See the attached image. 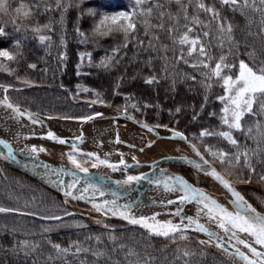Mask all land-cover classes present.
<instances>
[{
  "label": "trees",
  "instance_id": "trees-1",
  "mask_svg": "<svg viewBox=\"0 0 264 264\" xmlns=\"http://www.w3.org/2000/svg\"><path fill=\"white\" fill-rule=\"evenodd\" d=\"M154 2L149 0L141 7L146 10ZM159 2L164 3L165 8L173 14L177 13L178 5L175 3L167 4L165 0ZM202 2L219 10L225 27L229 22L232 24L231 35L234 42H239L238 49L230 45L229 34L221 33L217 21L212 20L210 14L198 11L197 0H192L188 5V15L198 16L203 23L197 25L190 20L186 21L180 12L179 25L188 24L193 28L190 37L200 34L201 43L213 57L209 67L214 66L221 55L227 57L228 63L244 60L253 66L264 61L261 13L249 7L245 9L246 18L239 11L220 5L218 0ZM20 3L33 9L30 17L23 16L28 8L22 9L19 14L15 13ZM35 3L36 0H9L11 15L0 13V26L4 28V34L0 35V50L19 53L15 61L0 57V64L5 65L9 71L14 69L11 74L0 70V84L9 87L8 96L12 100L33 111L59 117L88 116L96 112L97 105L110 106L149 124L167 125L169 129L183 132L232 181L241 183L239 188L242 193L257 209L264 212V181L260 179L264 176V117L246 114L241 124L245 129L251 127L252 132L232 133L239 142L240 151L245 148L249 150L255 172H250L245 166L243 156L239 164L233 160L232 166L214 159L206 149L222 150L230 154L235 153L236 149L216 136L197 138L203 129L223 131L227 130V126L221 123L224 104L218 99L225 95V91L215 79L208 80L201 75L207 69L202 66L199 70L190 67V64L198 63L196 53L188 57V49L185 47L184 58L188 63H184L179 59L180 46L173 45L167 32L152 28L150 35L145 36L140 24L137 25L138 39L145 41L144 47L137 46L136 41L123 47L122 33L107 36L96 33L97 26L102 32L106 30V25L100 24L104 14L111 16L131 10L134 0H67V3L61 0L63 10L56 7V0H40L38 11L33 8ZM256 3L264 7L259 5V0ZM48 5L52 6L51 10L45 11ZM89 9L96 15L89 14ZM157 17L158 10L153 8L152 16L143 19H149L155 25L159 22ZM46 23H51V31H32L34 27ZM164 23L165 28H168L175 25L176 21L165 17ZM77 29L84 33L83 37ZM205 31L209 33L207 37L203 36ZM151 33L160 37L159 41H152L156 45L155 51L145 50ZM38 35H49L51 41L41 43L36 39ZM17 41L20 42L18 49L14 47ZM161 45H168L167 51ZM80 53H85L83 60L80 59ZM106 57L111 58L110 66L98 67ZM30 64L36 67L30 68ZM235 72L234 69L233 74ZM153 76L158 82L147 84L145 81ZM25 80L29 83L26 84ZM209 83L211 88L206 90L203 84ZM84 88L89 91H83ZM97 93H100L99 98ZM132 105H136V109ZM176 108L181 111L177 113ZM256 110L254 104L253 111ZM257 122L260 124L259 129ZM257 149L258 155H251ZM86 159L87 164L93 162L88 157ZM177 168L194 177L188 167L178 165ZM0 206L19 209V212L0 213V264H33L34 261L36 264H137V261L138 264H144L145 260H149L150 264H234L217 250L198 243L199 240L189 233H186L188 239L172 242L164 237L150 235L136 226H123L122 222L107 217H102L100 223L89 221L83 215L73 213L62 195L3 163H0ZM28 212L38 215L21 214ZM65 212L73 215L65 216L63 222L40 218L50 214L64 216ZM43 227L52 230L45 233ZM113 236L115 241L110 239ZM23 241L35 242L39 248L25 256L20 251ZM77 243L87 251L76 252L73 245ZM51 244H59L70 251L58 255ZM129 250L138 253V256H129ZM185 250L194 255L184 256ZM49 256L51 260H48Z\"/></svg>",
  "mask_w": 264,
  "mask_h": 264
},
{
  "label": "snow or ice",
  "instance_id": "snow-or-ice-1",
  "mask_svg": "<svg viewBox=\"0 0 264 264\" xmlns=\"http://www.w3.org/2000/svg\"><path fill=\"white\" fill-rule=\"evenodd\" d=\"M149 0H134V7L131 10H126L123 12H119L115 15H107L104 14L100 21L101 25H106L105 31H100V27L97 26L96 33L100 36H107L112 33H122L123 34V47H127L128 44L132 41H136L137 46L144 47L145 41L138 39L139 33L137 31V25L140 24L143 28V35H150V29L157 28L160 31L167 32L168 38L171 39L173 45L180 46L181 53L179 59L183 60L184 63H188V60L184 58V48L187 47V56L192 57L193 53H196V59L198 63L190 64V67L199 70L200 66L207 69V72H201V75L206 77L208 80L215 79L217 83L221 84V87L225 91L224 96H219L218 99L223 102L225 99L228 100V104L224 105L222 108L223 115L220 116V120L222 125L227 126V130L223 131H210L208 129H203L199 133V137L203 138L208 136H216L222 138L229 145L236 149L235 153H228L222 150L212 151L211 149H206L209 151L211 156L218 160L220 163H227L229 166H232L233 160L235 164H239L241 156L244 157L245 166L249 169L250 172H255V169L251 164V156L249 154V150L245 148L242 152L240 151L239 142L233 136V131L250 134L252 132V128L248 127L245 129L241 121L245 117L246 114H250L252 116H260L264 117V61H261L259 65L250 66L244 60H239L238 63H228L227 57L225 55H221L218 61L214 64V66L209 67V61L213 59L211 55L206 51L205 45L201 43L200 34L197 33L195 36L190 37L189 33L193 32V28L188 24H184L183 26L179 25V15L180 12L183 13L184 20L199 25L203 23L199 20L198 16L188 15V5L192 3V0H187L185 3L184 0H165L167 4L175 3L178 5V11L176 14H173L170 10L165 8L164 3H160L159 0H155L151 7H148L146 10L141 7L142 5L148 3ZM40 0H36V3L33 5L37 11L39 10ZM67 3V0H65ZM218 3L222 6H228L232 11H239L241 15H244L247 18V13L245 9L251 8L253 11L261 13V31L264 32V7L257 6L256 0H218ZM259 5L264 6V0H259ZM51 5L45 7V11L51 10ZM56 7L61 8L63 10V5L61 0H56ZM28 8V5L25 3H20L19 7L15 8V13H21L22 9ZM153 8L158 10V23L153 25L149 19H143V17H151ZM196 8L198 11H203L211 15L212 20L217 21L218 30L223 33L227 32L228 42L230 45L236 47L238 49L239 42H234V38L231 35L233 32V26L229 22L225 27L224 23L221 22L220 12L214 6L206 5L202 2V0H197ZM32 8H28L27 11L23 12L24 17H30L32 14ZM89 14L95 16L96 13L91 9L88 10ZM0 13H4L5 15H11L9 11V0H0ZM165 17L169 20L176 21L175 25H171L168 28H165ZM61 26L63 24V16H61L60 20ZM251 20H249V24ZM206 26V25H205ZM183 28V31H181ZM42 29H47L51 31L52 25L51 23H46L44 25L36 26L32 29L34 33H40ZM81 37L84 36L83 32H80L79 29L76 30ZM175 33V34H174ZM4 34V28L0 26V35ZM251 35V33H249ZM209 35L208 32H203V36L207 37ZM131 38V39H130ZM41 43L45 41H51V36L49 35H38L36 36ZM159 35L155 33H151V39L147 42V49H151L153 51L156 50V45L153 44V40L159 41ZM61 43H64L63 38H61ZM220 46H223V41L221 40ZM15 48L20 47V42L17 41L14 44ZM161 47L167 51L168 45H161ZM118 51V50H117ZM231 52V49H230ZM19 53H13L8 50H0V57L6 59L7 61H15L17 59V55ZM251 55V54H249ZM85 58V53H80V59L83 60ZM90 58V54H89ZM111 58L106 57L105 59L100 61L98 67L108 68L110 66ZM150 63V61H149ZM30 68H35V64H30ZM236 70L235 74H233V70ZM0 70L9 71V69L0 64ZM13 70L9 71V74L12 73ZM20 79L19 77H17ZM195 79V77H192ZM26 84L28 81H24ZM147 84L151 85L154 82H158L156 77L153 76L148 78L145 81ZM222 82V83H221ZM203 83V82H202ZM205 89H210L211 84H203ZM79 87V86H78ZM0 88H3L5 93L8 88L0 85ZM83 91H89V89L84 88ZM119 94V93H116ZM99 98L100 93L96 94ZM205 100H207V96H205ZM7 108L12 109L13 112L17 116H25L31 120L33 124L42 123L39 121L33 114L21 112L18 107H14L11 103L7 102V99L3 101ZM95 103V101H93ZM256 105V112L253 111V105ZM134 109H136V105H132ZM147 107V105L145 106ZM139 110V109H137ZM175 111L179 113L181 111L180 108H176ZM96 115H100L97 113ZM210 115L215 116L216 113H210ZM229 117L231 119H229ZM50 119L53 117H49ZM64 119H68L69 117H63ZM86 120L93 119L92 116H88L85 118ZM131 119V117H130ZM139 123V121H137ZM143 128L148 131H153L151 127L147 123L142 125ZM157 127H161V125H157ZM163 127H167V125H163ZM260 124L257 122V128L259 129ZM173 131V139H179L181 141H188V137L185 136L183 132ZM47 139L55 141L59 144H67L69 141L65 139H61L56 136V134L52 131L47 132ZM255 139L254 137H252ZM80 143H83V137L77 138ZM116 143H120L118 136L115 141ZM151 147V144L148 145ZM189 146L193 149L196 155L199 157V160H192L187 157H177L176 159L182 161L185 165L193 167L197 172H202L205 175H209L214 178L217 182H219L233 197L230 201L232 204L234 211H229L224 205L220 204L215 198L210 196L206 191L201 188L194 186L187 179H185L182 175L166 173L163 170H160V175L156 178H150L149 174H141V175H128L127 178L123 181V184L129 185L133 183H140L141 181L147 180L148 183L154 184L157 187L162 188L166 192H174L177 193L175 199L167 200V205H176L174 210L170 211L169 215L173 217L179 218L178 223H173V220H165L160 221L157 217L160 213H155L152 216H139L136 217L130 214L131 205H125L123 208L119 206L116 201H103V203H92V208L94 211L102 212L105 215L111 214L112 216H119L123 220L127 221L129 224L138 225L141 228L148 231L150 235H155L158 237H164L166 239H170L172 242H176L177 239L186 240L188 239L186 233L189 229L195 232L204 233L208 236L209 241L215 240L216 247L223 249L226 253L229 252L228 247L225 246L226 241L223 237L219 236L217 232L211 231L205 224L200 223L201 214L206 217L209 223H214L219 229L223 230V232L227 235L228 241L235 240V244L232 245V248L235 249L234 252L229 253L232 256H238L240 260L244 262V264H264V251L258 250L254 245L260 246V249H264V214L257 212L255 208L249 204L245 198L235 190L232 184L225 179L219 172H217L214 168L211 167L208 160H206L199 152L195 144L189 142ZM71 148L73 151H69L66 153L67 159L72 165V168H65L64 166H52L46 163L38 162V154L40 152H46L47 150L44 148H37L36 146H32L27 149L29 158L33 159L36 166L41 167L46 170L49 174V181L56 187H59L63 192V195L66 198H70L72 200H86L88 197L85 195L89 191L93 193V197L96 192H99L100 196H104V191L95 184L88 183L85 187H79L81 183L80 177L77 175V171L87 174L89 169L84 166L81 160L77 159L78 149L77 144L75 142L71 143ZM0 159L5 161H14L19 163L17 160V154L15 150L12 148L11 144L0 138ZM6 150V152L4 151ZM143 151V149H141ZM259 149L255 152H252L251 155H258ZM81 157L94 158V161L91 164L92 168H96L99 165H104L113 171L118 170V166L116 164L110 163L107 159H101L99 155L93 152L88 153H79ZM123 154H121L122 156ZM135 160V157H133ZM167 159V158H166ZM124 168H128L129 165L125 163L123 159L119 162ZM27 167V165H24ZM52 177H56L53 179ZM65 177H70L71 182L68 183L65 181ZM260 179L264 181V176H261ZM250 182V181H246ZM117 183H120L119 181ZM67 203V199L65 200ZM187 204H194L196 206L195 216L185 215L184 214V206ZM8 212H19V209L16 208H6L0 206V213H8ZM22 215H32L36 216L37 213L28 212L21 213ZM73 215L70 212H65L64 216L50 214L40 216L41 219L49 220V221H61L63 222L65 216ZM100 221H97L99 223ZM82 226V225H78ZM105 227H108L105 225ZM52 229L49 227H43L42 231L47 233ZM240 234H244L247 238L242 239ZM113 241H115V237H110ZM97 241L99 238L97 237ZM49 243H51L49 241ZM200 244L206 243V241L200 240L198 241ZM22 247L20 251L23 252L25 256L31 255L33 252H36L39 248V245L35 242L23 241L21 242ZM236 245H243L244 248L248 249V253L241 251L239 247ZM51 247L56 250L57 254H66L70 251L69 248L61 247L59 244H51ZM76 252L87 251V249L81 248V246L77 243L74 244ZM123 247V246H122ZM15 251V250H14ZM97 255H103V253H97ZM129 256H138V253L129 250ZM184 256L194 255V253H189L188 251L183 252ZM52 257L49 256L48 260H51ZM33 264H36L34 261ZM138 264V261H137ZM144 264H150L149 260H145Z\"/></svg>",
  "mask_w": 264,
  "mask_h": 264
},
{
  "label": "water",
  "instance_id": "water-1",
  "mask_svg": "<svg viewBox=\"0 0 264 264\" xmlns=\"http://www.w3.org/2000/svg\"><path fill=\"white\" fill-rule=\"evenodd\" d=\"M5 98L13 106L18 107L21 111H23L25 113L33 114L39 121H41L45 126H47L50 129V131L54 132L57 137L69 141V143H67L65 145H68L71 147V143L75 142L77 144L78 153L93 152V151H90L87 149L88 143L86 141H83V143H80V141L78 139H69L63 135L62 127L60 125H58L56 122H54L53 119H64V118L50 116V115H46V114H43L40 112H36V111H32L30 109H27V108L17 104L13 100H11L7 96V92L5 93ZM97 109H98V111L96 113H94L93 115H91L94 118L99 116V115H96L97 113L101 114L104 110V108L100 105L97 106ZM109 109H112V108H109ZM112 110H114V109H112ZM114 111H116L120 115L121 120H125L127 122H132L137 128L145 130L147 132V134L151 133L154 136L152 143L155 142V140H157V137L154 134L157 133L160 129H164V130L170 132L171 135L173 136V131H170L169 129L154 126V125L149 124L145 121H142V120L138 119L137 117H135L134 115H131L128 113H124V112H121L118 110H114ZM49 117H53V118L50 119ZM130 117H131V119H130ZM68 119H71V118H68ZM137 121H139V123H137ZM144 123H147L149 125V127H151L153 129V131H148L147 129L143 128L142 125ZM35 134H36L35 136L38 139H41L44 141H52V140H49L46 138L47 132L35 133ZM185 136H187V135L185 134ZM0 138L4 139L3 135H1V133H0ZM53 142H55V141H53ZM187 142L195 144L189 138H188ZM196 147L199 150V152L201 154H203L204 158L209 161L212 168H214L217 172H219L222 176H224L225 179H227L232 184V186L235 188V190L237 192H239L245 198V200L249 204H251L253 208H255L257 210V212L264 214L263 212L258 210L249 201V199H247L246 196L241 192V190L239 189V186L242 185L241 183H237L235 181H232L224 172H222L218 168V166L213 161H211L206 156V154L197 145H196ZM131 148H132L133 154L136 157L143 154L146 150V147L139 146V145L131 146ZM141 149H143V151H141ZM0 150H3V149H0ZM4 151L6 152V150H4ZM69 151H73V149L70 148ZM15 152L17 154V160L19 161V163L14 162V161H10V160L5 161L3 159H0V163H3L7 166H10L14 169H17V170L25 173L26 175L32 177L33 179L42 183L43 185L50 188L51 190L59 193L60 195H63V192L61 191V189L59 187L54 186L49 181V179H48L49 174L46 172V170L41 168V167L36 166L33 159L29 158L28 153L21 152L19 150H15ZM93 153H96V152H93ZM96 154L99 155L101 159H107L110 163L116 164L118 166V170L113 171L112 169H110L104 165H99L96 168L87 167L89 169V172L87 174L77 171V175L81 179V183H80L79 187L82 188V187L87 186L88 183H92V184L98 185L105 193L104 196H100L99 192H96L95 196L93 197V193L91 191H89L88 193L85 194L88 197V199L76 200V201L83 203L85 205H88L90 207H92L93 202L103 203V201H105V200L116 201V203L119 206H121V208H123V206H125V205H131L130 210L135 205H139V204L149 205L154 210L165 211L168 214V216H170L168 219H164V220H160V221H165V220L171 219V220H173V223H178L179 218L169 215L170 211L174 210L176 205H167L166 199H162V198H159V197L153 195V193H155L156 191H164L162 188L157 187L154 184L148 183L147 180L141 181L138 184L137 183H133V184H129V185L123 184V181L127 178L128 175L149 174L150 178H156L157 176L160 175V170H163L166 173L182 175L190 183H192L194 186L201 188L204 191H206L210 196L215 198L220 204L224 205L226 208H227V203H229V201H230V198L233 199V197L230 195V193L219 182L218 183L229 193L228 195H227V193H223V191H218V190L212 188L211 186H209L205 182H202L200 179H198V177H196V179L192 178V177L188 176L187 174L181 172L180 170L176 169L175 167L171 166L173 164L185 165L182 161L176 159L177 157H186L185 155H172L170 157L169 161H167L163 157H158L156 159V161L159 164V167H157V168H153L151 163H149V162L142 163V162L136 160V158H135V160L133 158H131V159L124 160L125 163L129 165L128 168H124V166L119 163L121 159L109 158V157L102 156L98 153H96ZM91 159L94 160V158H91ZM38 162L46 163V164L56 166V167L64 166L65 168H72V165L67 166V165L57 164V163L48 161L46 159H43L41 157H38ZM24 165H27V167H25ZM188 167H190V166H188ZM52 178L56 179V177H52ZM64 179L68 183L71 182L70 177H65ZM118 181L120 183H117ZM174 194L177 195V193H174ZM191 205L195 206L194 204H191ZM184 214L190 215L189 213H187L185 211H184ZM107 217L110 219L118 220V221L125 223L124 226H136V227L141 228L138 225L129 224L127 221L123 220L119 216H112L111 214H108ZM200 223L205 224V226L208 227L211 231L217 232L219 234V236L224 238V240L226 241L225 246L228 247V249H229L228 253L223 251V249L216 247V241L215 240L209 241L208 236L204 233L195 232V231H192L191 229H189L187 231V233H190V234L196 236L199 240L206 241L205 244L207 246H209L212 249L217 250L218 252L223 254L226 258H228L234 264H244V262L242 260H240V258L238 256H232L229 254V253L235 251V249L232 248V245L235 244V240L228 241L227 235L223 232V230L219 229L215 224L209 223L203 219L200 220ZM141 229H143V228H141ZM143 230H145V229H143ZM145 231L148 232L147 230H145ZM240 235H241L242 239L247 238L244 234H240ZM153 236H155V235H153ZM236 247H239L241 251L248 253V249L244 248L243 245H236ZM258 250H261V249L258 248Z\"/></svg>",
  "mask_w": 264,
  "mask_h": 264
},
{
  "label": "bare ground",
  "instance_id": "bare-ground-1",
  "mask_svg": "<svg viewBox=\"0 0 264 264\" xmlns=\"http://www.w3.org/2000/svg\"><path fill=\"white\" fill-rule=\"evenodd\" d=\"M5 100V91L0 88V133L3 135L5 141L11 144L14 150L27 152V149L36 146L37 148H44L46 152H40L38 157L48 161L70 166L66 153L69 152L70 146L59 144L53 141H44L38 139L35 133L48 132L50 129L43 123L33 124L30 119L25 116H17L12 109L6 107L3 103ZM10 103L9 101H7ZM15 107V106H14ZM21 111V110H20ZM23 112V111H21ZM25 113V112H24ZM120 115L109 108H104L103 112L96 118L91 120L85 118L78 119H53L63 129V135L69 139H77L83 137V141L88 143L87 149L96 152L102 156L118 159L133 158V151L131 146L139 145L146 147L143 154L136 157V160L146 163H151L153 168L159 167L156 159L158 157L167 158L169 161L172 155H185L192 160H199V157L189 146L187 141L173 139L170 132L160 129L154 135L157 137V142L151 144L147 142L149 137L146 133L139 131L136 127L129 124H120ZM117 136L120 143H116ZM121 154H123L121 156ZM197 175L198 179L205 182L212 188L223 191L229 194L215 179L202 172H197L191 167ZM153 195L162 199H175L176 194L173 192L156 191ZM232 198H230V201ZM227 203L229 211H234L232 204ZM184 211L191 216H195L196 207L187 204L184 206ZM155 213H160L158 220L168 219L170 216L165 211H156L149 205H135L130 214L136 217L152 216ZM207 221L206 217L201 214L200 220ZM208 222V221H207ZM214 224V223H212ZM260 249V246L254 245ZM264 251V249H261Z\"/></svg>",
  "mask_w": 264,
  "mask_h": 264
},
{
  "label": "rangeland",
  "instance_id": "rangeland-1",
  "mask_svg": "<svg viewBox=\"0 0 264 264\" xmlns=\"http://www.w3.org/2000/svg\"><path fill=\"white\" fill-rule=\"evenodd\" d=\"M5 86V85H4ZM229 102H228V100L227 99H225L224 101H223V104L224 105H226V104H228ZM104 108H112V109H114V110H117V109H115V108H113V107H110V106H103ZM119 111V110H118ZM90 115H92V114H90ZM90 115H88V116H90ZM88 116H83V117H80V118H84V117H88ZM229 119H231L230 117H229ZM119 123L120 124H129V125H131V126H134V127H136L132 122H127V121H125V120H119ZM137 128V127H136ZM139 131H141V132H143V133H146L147 134V132L145 131V130H143V129H140V128H137ZM148 135V137H149V139H148V143L149 144H151L152 143V141H153V139H154V136L151 134V133H148L147 134ZM157 142V140H155V142H153L152 144H154V143H156ZM133 157H135L136 158V156L135 155H133ZM77 159L78 160H81V162L84 164V166L85 167H88V166H91V164L93 163V162H95V161H93V162H91L90 164H87V159H86V157H81L80 158V155H78L77 154ZM179 166H181V165H179ZM177 167H178V165H177ZM176 167V168H177ZM178 169V168H177ZM100 215V214H99ZM90 219L92 220V221H95V222H97V221H100L99 220V218L95 215V217H90Z\"/></svg>",
  "mask_w": 264,
  "mask_h": 264
}]
</instances>
